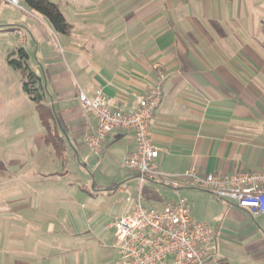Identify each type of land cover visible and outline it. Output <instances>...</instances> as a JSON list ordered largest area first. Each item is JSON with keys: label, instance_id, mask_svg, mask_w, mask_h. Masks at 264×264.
<instances>
[{"label": "crops", "instance_id": "1", "mask_svg": "<svg viewBox=\"0 0 264 264\" xmlns=\"http://www.w3.org/2000/svg\"><path fill=\"white\" fill-rule=\"evenodd\" d=\"M52 1L71 25L57 43L45 17L22 0H0V33L16 43L6 54L28 53L63 144L58 156L42 135L56 161L39 148L0 178V264L117 261L113 222L139 191L136 174L122 166L131 133L114 130L92 152L83 136L96 119L81 107L80 92L100 90L113 108L131 110L165 73L149 124L161 174L264 170V0ZM148 184L161 198L142 197L145 204L180 196L195 220L210 224V262L264 264V215L209 190Z\"/></svg>", "mask_w": 264, "mask_h": 264}, {"label": "built area", "instance_id": "2", "mask_svg": "<svg viewBox=\"0 0 264 264\" xmlns=\"http://www.w3.org/2000/svg\"><path fill=\"white\" fill-rule=\"evenodd\" d=\"M7 1L18 5V0ZM165 76L160 73L138 94L131 110L113 108L100 90L90 97L83 92L78 96L81 107L96 119L95 127L83 136L92 152H101L106 136L114 130L131 133L133 148L125 155L122 166L136 174L139 191L131 210L113 222V246L118 254L114 264H213L206 252L214 239L210 224L195 220L187 200L180 196L162 206H144L141 186L146 181L174 189L184 186L209 190L253 216L264 215V170L201 174L189 168L175 176L159 172V152L150 140L149 124L160 104Z\"/></svg>", "mask_w": 264, "mask_h": 264}, {"label": "rangeland", "instance_id": "3", "mask_svg": "<svg viewBox=\"0 0 264 264\" xmlns=\"http://www.w3.org/2000/svg\"><path fill=\"white\" fill-rule=\"evenodd\" d=\"M53 38L57 43L60 34L57 33ZM15 45L14 37L2 36L0 33V178L7 176L14 165H21L27 159L31 160V157L39 156L40 153L36 152L39 148L41 152L46 148V157L56 161L51 145L40 138L45 134V129L34 102L22 89L21 74L7 63L6 49H12ZM46 99H50V94H47ZM48 108L54 115L52 108ZM55 124L58 126L57 121ZM160 190L167 189L161 187ZM142 204L149 206L144 202Z\"/></svg>", "mask_w": 264, "mask_h": 264}, {"label": "trees", "instance_id": "4", "mask_svg": "<svg viewBox=\"0 0 264 264\" xmlns=\"http://www.w3.org/2000/svg\"><path fill=\"white\" fill-rule=\"evenodd\" d=\"M31 10L45 17L57 33L68 34L71 25L65 20L63 14L52 0H22ZM28 53L24 48L18 47L6 55L7 63L18 70L22 77V89L34 102L40 122L45 129L44 139L52 145L55 154H62L63 144L61 137L53 131L55 118L47 104L44 103L43 87L40 84V77L27 64ZM147 182V183H146ZM141 186V197L150 200L161 198L158 190L151 184L154 181H146Z\"/></svg>", "mask_w": 264, "mask_h": 264}]
</instances>
